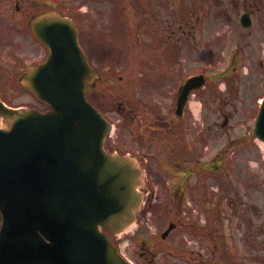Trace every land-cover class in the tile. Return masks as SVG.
<instances>
[{
  "label": "water",
  "instance_id": "water-1",
  "mask_svg": "<svg viewBox=\"0 0 264 264\" xmlns=\"http://www.w3.org/2000/svg\"><path fill=\"white\" fill-rule=\"evenodd\" d=\"M38 18L50 25L35 32L50 54L24 83L52 109L0 106V264H121L97 228L132 219L141 171L102 150L105 123L85 98L91 69L72 21L54 12ZM258 116L264 138V102Z\"/></svg>",
  "mask_w": 264,
  "mask_h": 264
},
{
  "label": "rangeland",
  "instance_id": "rangeland-1",
  "mask_svg": "<svg viewBox=\"0 0 264 264\" xmlns=\"http://www.w3.org/2000/svg\"><path fill=\"white\" fill-rule=\"evenodd\" d=\"M148 5L149 16H137L132 9L133 2L130 0H111V2H119L124 11L126 18L129 19V24H139L138 28L124 27L117 28V30L102 29L103 41L105 44H116V56L119 52V57L116 59V66L113 70L117 72H123L125 66V59L130 56L129 44L135 47V44H139L140 47H135V54H132V58L139 64L137 69L139 72L155 71L159 73L163 66V62L167 59L168 54L176 48L180 49V55L183 56V75L193 71H205L209 75H215L217 72L230 67L229 58L230 54H235L238 58L237 72L231 77H228V88L225 83L220 80H210L207 87H215L218 96L227 97L229 104L221 106L224 109L227 108L230 117V130L225 134H220L215 130L214 148L217 149L224 146L228 142V138L242 137L245 132L246 121H252V115L255 111V103L264 90V0H257L263 6L262 9L254 8L253 23L250 27L244 28L239 22V15L242 13V0H235L232 6V0H177L183 3L184 13L182 19L178 17L176 12L175 0H152L149 4L147 0H144ZM74 3L79 4L80 0H73ZM161 2V3H160ZM249 2V1H247ZM152 8L150 10L149 8ZM198 12H197V11ZM180 14V13H178ZM222 14V15H221ZM111 18L107 14H104L103 25L107 28L110 24ZM182 22V23H181ZM183 25L184 32L179 29V24ZM146 24V25H145ZM145 25V27L143 26ZM128 29L126 32L124 30ZM179 29V32H178ZM95 28L88 31L95 38ZM191 30L192 32H189ZM172 44H178L175 46H169ZM144 47V50L141 48ZM112 46L106 51L112 50ZM140 51H139V50ZM133 50V49H132ZM209 50H213L214 54H210ZM131 51V52H134ZM262 52V55H261ZM148 60H141V59ZM263 58V59H262ZM259 60L263 63L262 66L258 63ZM146 62V64H145ZM144 63L145 65L141 64ZM103 66V65H101ZM110 67L109 65H105ZM106 69V67H105ZM107 70V69H106ZM127 70L125 72H129ZM162 81L157 82L160 85ZM149 96L155 94L156 98H159L158 92L154 89V86L148 88ZM27 95L24 93L21 97L12 99L14 102L23 100L26 102ZM217 104L211 105L209 116L218 114L216 111ZM213 110V113L211 112ZM218 116L212 118L217 119ZM236 142V139H234ZM245 144L252 148L255 152L252 144L249 142ZM264 146V145H263ZM259 147V146H258ZM263 151V157L255 158L252 154H246L244 158H240L243 153L240 150L230 152L233 155V159L240 158L237 162L242 163L247 159L250 164L249 168L254 170H260L264 167V147L260 146ZM214 149V150H215ZM250 149L247 150L249 152ZM258 150H260L258 148ZM250 153V152H249ZM246 158V159H245ZM161 178L158 174L155 176L156 184L161 182ZM241 184L244 182L247 185L255 184V192L248 191L249 195L243 193V208L244 213L248 212V222L252 224V228H255L257 224H260L259 231H252L251 235H259V242L257 250L255 247L248 250L245 255L241 256H228V255H216L215 257H204L211 264H264V185L260 178H255V174L251 177L242 176L239 180ZM228 190V189H227ZM232 194L234 191H238L237 185L231 187ZM219 196V192H216ZM212 198H216L213 195ZM169 199L164 197L162 202H156L157 208H151L144 211V216L141 221H137L131 227L128 233H122L117 236V242L121 250L129 254L133 251L134 245L142 246L141 242L147 240L150 242L149 248L156 250L158 253L156 259L159 260L166 254L170 255V263H176L177 245L180 240L179 235L176 233L177 229L172 231L166 241L160 239V232L166 227L164 221V210L168 206ZM255 203L257 210L262 212L261 216L254 217L251 215V210L247 208L249 204ZM246 207V211H245ZM250 211V212H249ZM253 216V217H252ZM234 222L236 221L233 216ZM164 222V224H162ZM138 226L140 228H138ZM138 228V230L136 229ZM136 231L135 240L133 243L130 238L133 232ZM238 237V231L233 232ZM151 236V239L150 237ZM188 241L191 239L188 238ZM257 239V238H256ZM184 240V239H183ZM241 240V237H240ZM186 243V241L184 240ZM153 243V245H152ZM240 248V245H239ZM155 251V252H156ZM233 253V251H231ZM172 258V259H171ZM214 258V262H213ZM233 259V260H232ZM236 261V262H234Z\"/></svg>",
  "mask_w": 264,
  "mask_h": 264
},
{
  "label": "flooded vegetation",
  "instance_id": "flooded-vegetation-1",
  "mask_svg": "<svg viewBox=\"0 0 264 264\" xmlns=\"http://www.w3.org/2000/svg\"><path fill=\"white\" fill-rule=\"evenodd\" d=\"M83 1L87 11L93 1ZM96 1L100 7L101 0ZM49 8L58 9L62 13L71 12L74 9L71 2L60 0H57V4L56 0H0V31L20 29L30 32V18L34 14ZM85 17V14H80L82 22H85ZM34 46L33 44L0 42L1 96L10 92L13 93V90L7 86L6 81L18 79L20 70L25 64L39 61L45 56V48L42 44H34ZM162 78L160 99L154 103L149 100L148 107L143 103L137 104L134 98L130 99L132 104L126 107L119 104L115 110L110 111L107 105L103 104V106L106 109L105 113H108L115 124L116 143L112 147L121 150L123 153L127 151L139 160L144 161L147 175L161 167L162 172L166 175V181L163 184L165 192L171 199V204L176 203L181 206L183 199L199 187V180L194 178L196 171L203 170L202 176L205 179L202 182L207 181L210 178L209 171L214 170L216 163H219L220 159L225 157V151L223 149L218 153L214 152L205 157L206 153L213 149L212 141L215 137V130H217V123L212 118L214 115H205L210 105L215 103L214 95L212 92L210 93V89L205 90V92L208 91L206 97H200L201 112L199 119H202V121L197 122L189 97L192 93L195 97L198 90L190 91L188 96L185 97L184 105L177 108V87L183 83L182 72L179 69L175 73L166 72ZM100 91L101 88H98V86L90 91L99 102L102 101ZM223 104L227 105L226 99L219 101L217 106L218 116L223 119L222 122L218 123L220 128L226 127L229 121L228 113L221 107ZM211 112L213 113V110ZM224 122L226 123L223 125ZM123 129H125V133H123ZM125 134L128 136V144H124L122 141ZM199 151H202L204 157L194 159L193 156ZM224 173L227 176L223 180L224 195L227 199L225 201L227 211L224 213L230 215V192L226 190V187H230L231 170L225 169ZM146 188H148V185H146ZM150 256L149 251L141 250L138 257L134 258L138 264H147Z\"/></svg>",
  "mask_w": 264,
  "mask_h": 264
},
{
  "label": "bare ground",
  "instance_id": "bare-ground-1",
  "mask_svg": "<svg viewBox=\"0 0 264 264\" xmlns=\"http://www.w3.org/2000/svg\"><path fill=\"white\" fill-rule=\"evenodd\" d=\"M263 145H264V143H263Z\"/></svg>",
  "mask_w": 264,
  "mask_h": 264
}]
</instances>
